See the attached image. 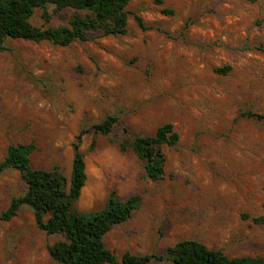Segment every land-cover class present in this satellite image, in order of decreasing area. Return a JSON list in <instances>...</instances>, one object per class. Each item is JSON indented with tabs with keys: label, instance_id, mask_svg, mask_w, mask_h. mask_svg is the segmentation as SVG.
Segmentation results:
<instances>
[{
	"label": "rangeland",
	"instance_id": "obj_1",
	"mask_svg": "<svg viewBox=\"0 0 264 264\" xmlns=\"http://www.w3.org/2000/svg\"><path fill=\"white\" fill-rule=\"evenodd\" d=\"M125 9V34L89 32L66 46L5 40L0 161L10 145L32 143V168H57L69 178L72 144L85 130L79 146L86 181L75 208L100 210L110 191L140 196L131 217L104 236L117 260L164 255L192 239L229 257L264 261V223L252 220L264 216V120L242 115L264 113V0H130ZM74 11L50 3L29 21L68 26ZM114 114L109 134L91 128ZM164 123L179 141L163 146L164 174L151 180L119 144ZM26 187L18 170H4L0 212ZM60 238L40 230L22 206L0 220V264H62L48 252Z\"/></svg>",
	"mask_w": 264,
	"mask_h": 264
},
{
	"label": "trees",
	"instance_id": "obj_2",
	"mask_svg": "<svg viewBox=\"0 0 264 264\" xmlns=\"http://www.w3.org/2000/svg\"><path fill=\"white\" fill-rule=\"evenodd\" d=\"M130 0H0V51L6 49L7 38L32 41L50 40L66 46L73 41H85L89 32L100 31L103 35L125 34ZM58 8H73L68 26L39 28L29 21L36 8L47 4ZM84 11L80 14L77 11ZM140 28H145L138 16L134 17ZM229 67L220 69L226 71ZM242 115L264 120V113L244 112ZM117 115H108L91 128L100 134H109L118 123ZM81 130L72 144V165L69 178L59 169H35L30 166L29 156L35 146L13 144L7 148L0 161V174L8 169L18 170L27 187L22 195L13 197L8 207L0 212V220H10L22 206H28L36 226L49 235L61 238L48 247L49 255L62 264H148L152 259H166L173 264H264L261 257H229L220 249H210L196 240L178 241L167 249L166 254L135 256L125 253L120 260L106 248L104 236L115 226L126 222L140 204V196L133 194L120 199L110 191L100 210L81 212L75 208L85 185L84 154L80 150ZM179 134L171 123L157 127L152 135L122 140V150L129 147L142 162L145 175L151 180L161 179L164 174L165 154L163 146H174ZM264 206V204H263ZM264 223V216L252 218Z\"/></svg>",
	"mask_w": 264,
	"mask_h": 264
}]
</instances>
